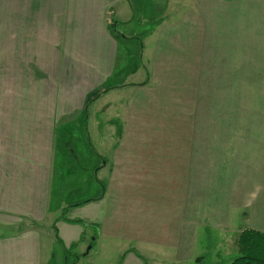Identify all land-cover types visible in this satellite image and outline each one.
<instances>
[{
	"label": "crops",
	"instance_id": "0c3cea01",
	"mask_svg": "<svg viewBox=\"0 0 264 264\" xmlns=\"http://www.w3.org/2000/svg\"><path fill=\"white\" fill-rule=\"evenodd\" d=\"M121 2L0 0V264H48L41 226L66 180L55 136L81 130L95 91L137 84L134 61L117 73L122 41H137L138 58L145 50L113 32ZM164 16L163 38L186 34L187 106L204 123L169 149L116 144L101 192L76 185L50 228L63 249L115 252L105 264H198L203 254L224 264L205 244L221 246L237 226L264 232V0H185L176 22L171 5Z\"/></svg>",
	"mask_w": 264,
	"mask_h": 264
},
{
	"label": "rangeland",
	"instance_id": "374dc122",
	"mask_svg": "<svg viewBox=\"0 0 264 264\" xmlns=\"http://www.w3.org/2000/svg\"><path fill=\"white\" fill-rule=\"evenodd\" d=\"M170 5L173 17L168 23H173L184 13L185 0H176V4L174 0H122L108 16L118 38L124 35L141 37L145 41L142 58H138L136 40L122 41L119 50L117 73L126 72V60L128 64L134 61L139 69L132 68L133 77L129 81L137 80V84L114 81L111 85L107 84L108 88L105 86L99 92L95 91L94 96L87 99L85 110L78 120L82 123L81 130L67 127L65 132L58 131L55 136L53 151L58 167L54 169L60 181L66 180L57 183L64 191L58 197L53 192L49 216L41 226L45 228V250L51 253L48 264H105L108 254L115 259V252L106 249L98 252V244L90 247L78 242L63 249L50 227L57 208L66 206L64 202L67 204L73 199L76 185L82 193L89 195L101 192L116 144H131L135 149L145 145L169 149L170 145H184L192 129H198L204 123L195 109L189 111L187 106L186 67L191 66L186 63V34L171 30L166 31L163 38L159 32L166 17L164 11ZM127 6L129 11L125 10ZM112 84L116 86L113 88ZM102 93L105 94L100 96ZM83 119H87L86 123ZM212 123L217 124V121H211L209 125L213 126ZM62 161H65L64 167L60 164ZM103 163H107L105 168L100 166ZM56 178H53L52 191ZM0 230L3 227L0 226ZM241 230L237 226L230 233H225L221 246H216L219 247L217 252L216 247L210 249L207 244L205 250L212 252L214 261L217 259L215 253L219 252L226 262L236 254L235 240Z\"/></svg>",
	"mask_w": 264,
	"mask_h": 264
},
{
	"label": "trees",
	"instance_id": "16d2710c",
	"mask_svg": "<svg viewBox=\"0 0 264 264\" xmlns=\"http://www.w3.org/2000/svg\"><path fill=\"white\" fill-rule=\"evenodd\" d=\"M106 87L108 88L109 86ZM107 88H105L104 90H107ZM235 245H236V254L230 257L229 259H227L226 262L224 261V263L264 264V232L263 231L255 230L249 227H244L239 232L235 240ZM206 259L207 256L203 254L198 256L195 260L197 261L198 264H207Z\"/></svg>",
	"mask_w": 264,
	"mask_h": 264
}]
</instances>
